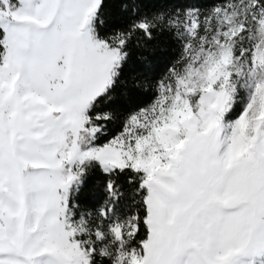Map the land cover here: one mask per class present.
Segmentation results:
<instances>
[{"label": "snow or ice", "instance_id": "6c2138e0", "mask_svg": "<svg viewBox=\"0 0 264 264\" xmlns=\"http://www.w3.org/2000/svg\"><path fill=\"white\" fill-rule=\"evenodd\" d=\"M0 264H264V0H0Z\"/></svg>", "mask_w": 264, "mask_h": 264}, {"label": "trees", "instance_id": "16d2710c", "mask_svg": "<svg viewBox=\"0 0 264 264\" xmlns=\"http://www.w3.org/2000/svg\"><path fill=\"white\" fill-rule=\"evenodd\" d=\"M171 55L172 53L164 47L141 48L134 50L133 61L134 65L137 66V70L139 71L140 65H146L148 62H151L153 65L161 64Z\"/></svg>", "mask_w": 264, "mask_h": 264}]
</instances>
